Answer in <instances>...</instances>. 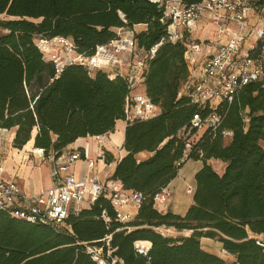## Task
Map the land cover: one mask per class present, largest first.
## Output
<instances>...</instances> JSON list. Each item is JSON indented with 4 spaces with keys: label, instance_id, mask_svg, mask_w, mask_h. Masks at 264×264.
<instances>
[{
    "label": "trees",
    "instance_id": "1",
    "mask_svg": "<svg viewBox=\"0 0 264 264\" xmlns=\"http://www.w3.org/2000/svg\"><path fill=\"white\" fill-rule=\"evenodd\" d=\"M203 0H182L186 5ZM0 129H14L13 147L33 140L45 155H60L79 138L113 132L125 119L131 89L125 78L102 70L92 74L79 64L60 72L37 47L35 39H72L78 54L92 56L97 46L116 39L115 29H132L139 50L149 52L144 90L161 109L159 115L127 124L117 159L104 151L106 163L116 162L113 178L145 199L134 219L116 220L110 201L101 196L71 214L55 228L18 219L0 211V264H97L87 245L107 250L110 237L116 264H264V83L242 86L231 103H222L219 129L203 132L193 144L190 158L202 161L195 174L193 202L184 215L162 212L154 196L177 176L184 155L187 128L194 114L206 115L189 97L180 94L190 76L185 58L187 44L197 42L186 33L172 42L170 21L150 0H0ZM246 111L249 122L243 121ZM231 130L224 143L222 130ZM35 134V135H34ZM147 153L139 159L138 154ZM226 163L222 174L209 160ZM173 227L188 235L169 237L157 230ZM221 243L235 260L228 263L204 250L201 238ZM148 241L146 255L135 242ZM264 242V241H262Z\"/></svg>",
    "mask_w": 264,
    "mask_h": 264
},
{
    "label": "built area",
    "instance_id": "2",
    "mask_svg": "<svg viewBox=\"0 0 264 264\" xmlns=\"http://www.w3.org/2000/svg\"><path fill=\"white\" fill-rule=\"evenodd\" d=\"M150 1L157 3L163 9L164 17L170 21L167 32L172 42L182 41L186 33L192 36V32L208 25H212L214 31L212 44L200 41H188L187 44L185 58L190 76L180 94L189 97L198 108L207 109L208 113L194 114L188 127L181 130L185 151L177 164L182 166L192 160L190 152L200 135L207 130L214 133L219 129L223 115L218 112V107L222 103H231L242 86L255 81L264 83V0H203L191 5H186L182 0ZM120 31L116 39L97 46L92 56L78 54L72 39L65 37L40 38L36 45L43 54L47 53L48 56H44L54 63L57 72L70 64L82 65L90 74L107 66L112 68L106 71L110 78L116 75L125 78L131 89L123 120L127 126L135 121L153 118L161 112L145 90L135 91L137 86H144L147 61L154 55L157 46L149 52L139 50L133 29H127L124 34ZM56 41L63 54L50 51ZM206 45L207 51L204 48ZM127 51H137L142 53V57L137 61H126L123 54ZM242 115L247 124L249 117L246 111ZM221 133L225 140L233 135L228 129ZM107 136L87 137V142L93 141L95 144V158L86 152L87 147L81 146L67 148L60 155L47 156L43 148H34L33 153L39 156L41 163L53 162V185L34 194L25 193L16 180L5 177V167L0 161V211L32 223L60 228L69 215L77 214L103 196L110 201L117 221H132L145 197L141 192L125 189L119 180L113 178V171L101 173L97 160L105 161ZM115 157L119 159V153ZM80 161L87 163L83 176L75 171ZM193 189L188 186L187 192L191 193ZM168 196V187L161 189L153 198L155 206L158 208L165 204ZM109 241V236L103 239L107 245L106 251L101 246H86L87 253L97 264L117 263L118 258L112 255ZM258 244L264 247V242L258 241ZM134 245L136 251L143 255L151 247L148 241H137Z\"/></svg>",
    "mask_w": 264,
    "mask_h": 264
},
{
    "label": "crops",
    "instance_id": "3",
    "mask_svg": "<svg viewBox=\"0 0 264 264\" xmlns=\"http://www.w3.org/2000/svg\"><path fill=\"white\" fill-rule=\"evenodd\" d=\"M136 32L142 31L145 29V25H137L132 28ZM120 31V28H118V31ZM111 68H107L104 71H110ZM144 90V86H142L141 91ZM125 124L123 120H119L116 123L115 129L113 132H110L108 134V138L106 141L105 149L106 151L112 152L114 155L119 153L120 158L126 155V151L122 148L123 142H124V134H125ZM6 136V141L9 142L10 148H7L6 145L4 146L1 142V136ZM88 137V136H87ZM79 138L74 143L70 144L68 146V149L76 148V147H87L86 152L89 154L90 157L95 158V144L93 141L87 142L88 138ZM13 141V135H9L8 130H1L0 131V149H1V157L0 161L4 164L5 171L4 176L7 178H13L16 180L18 185L22 188V190L27 194H34L40 190L50 188L53 185V180L51 177V167L53 162L46 161L44 163L40 162L39 156H36L33 153V157L37 159V163L34 165H30L29 161L31 160L30 153L33 152V140L26 144L22 149H18L12 146ZM12 152L19 158V163L17 166L12 167L10 170L8 168L10 164V156L9 153ZM149 154L147 153H140L138 154V158L142 159L147 157ZM212 162H215L217 165L220 166V171L214 170L222 174L225 170L226 163L218 160V159H211L209 160V164L212 165ZM97 164L101 170L102 174H105L107 171L111 170L113 171L116 165V162L112 163H106L102 159L97 160ZM203 166L202 161H194L190 160L189 162L182 165V167L179 169L177 176L168 184V190H169V196L168 200L165 203V209L168 208L169 211L184 215L189 206L192 204L193 199V192H191L189 195L191 196L192 202L190 205H187L184 208V199L177 198L175 201V195L176 192L179 190L180 187H183L184 183L188 186H191L192 188H195V174L199 171V169ZM46 168V178L41 173V168ZM76 174L79 176H83L87 171V163L86 161H80L78 162V165L76 167ZM187 189V188H186ZM187 193V190H186ZM255 237L259 238L260 240L264 241V235H256ZM224 251V250H223ZM226 252V251H224ZM212 253V252H211ZM227 253V252H226ZM231 257V262L235 260V257L229 253H227ZM223 258L222 256H220ZM224 259V258H223Z\"/></svg>",
    "mask_w": 264,
    "mask_h": 264
},
{
    "label": "rangeland",
    "instance_id": "4",
    "mask_svg": "<svg viewBox=\"0 0 264 264\" xmlns=\"http://www.w3.org/2000/svg\"><path fill=\"white\" fill-rule=\"evenodd\" d=\"M3 19H7V17L4 14H0V20H3ZM127 29H129V28H125V29L121 30L120 33L124 34L125 31H127ZM115 30H116V32L118 31V29H115ZM133 31L136 32L135 30H133ZM2 32L3 31L0 29V33H2ZM191 37L193 39L199 40L200 42H205V43L207 42L206 43L207 45L208 44H212L213 43L212 41H214V31H213L212 25H208V26H206L205 28H203L201 30H198V29L195 30L194 32H192V36ZM39 40H40V38H36L35 42L37 43ZM207 45H206V47L204 46L205 51H207L206 50ZM59 47H60V45H58V43L56 41V42L53 43V47L52 46L50 47V51L54 52V53H57V54H63V50L61 48H59ZM44 55L46 56L47 53H45ZM141 57H142V53L140 54L137 51H135L134 53H133V51H131V52L127 51L126 53L123 54V59L126 60V61H129V62H133L135 60L137 61ZM126 61H125V63H126V68H127V62ZM107 68H111V67L105 66V67H103L102 70H105ZM190 68L193 69L194 66L191 65ZM141 89H142V86H137L135 91L138 92V91H141ZM8 132H9V135H11V133L13 135L14 134V129L8 130ZM1 142H2V144L4 146L6 145L7 148H10L9 142L6 141V136H4V135L1 136ZM30 142H28V143H30ZM224 143H228V140H225ZM12 146H13V141H12ZM9 156H10V164H9L8 168L10 170L12 167L17 166L20 160H19L18 156L15 155L12 152L9 153ZM33 156H34L33 152L31 151V153H30L31 160L29 161L30 165H34V164L37 163V159L35 157H33ZM212 166L218 171H220V169H221L220 166L217 165L215 162H212ZM41 173L46 178V175H47L46 168L42 167L41 168ZM183 185L184 186L180 187L179 190L176 192V195H175L174 199H175V201H176L177 198L184 199V208H185L187 205H190L192 200H191V196L189 195L190 193L189 192L186 193V190L188 189L187 184L184 183ZM158 208L162 212L168 211V208L165 209V204H163L162 206H159ZM157 230L159 232H161L164 236H169V237L184 236V235H188L190 233V232H187V231H178V230H176L173 227H169V228L160 227V228H157ZM200 243H201V246H202V248L204 250H206L208 252H212V253H214V254H216L218 256H222L224 258V260H226L228 263L231 262V257L226 252L223 251L222 245L218 241L210 239V238H204L203 237V238H201Z\"/></svg>",
    "mask_w": 264,
    "mask_h": 264
}]
</instances>
